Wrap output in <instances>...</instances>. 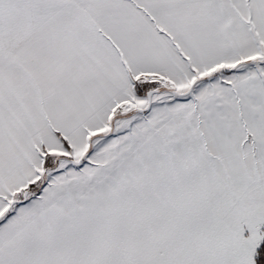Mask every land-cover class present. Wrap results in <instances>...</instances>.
<instances>
[{"label": "snow or ice", "instance_id": "6c2138e0", "mask_svg": "<svg viewBox=\"0 0 264 264\" xmlns=\"http://www.w3.org/2000/svg\"><path fill=\"white\" fill-rule=\"evenodd\" d=\"M0 264H264V0H0Z\"/></svg>", "mask_w": 264, "mask_h": 264}]
</instances>
